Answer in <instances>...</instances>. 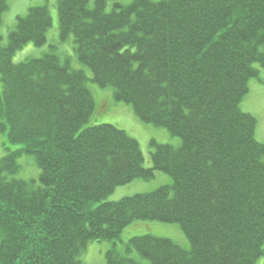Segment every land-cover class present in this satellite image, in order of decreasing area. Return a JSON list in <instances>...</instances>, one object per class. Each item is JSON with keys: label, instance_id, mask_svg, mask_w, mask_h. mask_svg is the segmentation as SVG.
<instances>
[{"label": "trees", "instance_id": "16d2710c", "mask_svg": "<svg viewBox=\"0 0 264 264\" xmlns=\"http://www.w3.org/2000/svg\"><path fill=\"white\" fill-rule=\"evenodd\" d=\"M10 0H0V24ZM58 0L61 40L100 87L180 146L152 141L144 166L137 139L111 123L85 127L97 108L83 70L42 46L46 5L30 7L1 44L0 135L20 145L0 159V264H83L90 241H114L135 221L179 224L190 249L168 237L134 236L149 264H255L264 255V143L241 109L264 67V0ZM32 156L39 183L14 177ZM156 171L173 179L151 192L104 201ZM98 202L97 206H93ZM130 246V247H131ZM106 264H143L116 250Z\"/></svg>", "mask_w": 264, "mask_h": 264}, {"label": "rangeland", "instance_id": "374dc122", "mask_svg": "<svg viewBox=\"0 0 264 264\" xmlns=\"http://www.w3.org/2000/svg\"><path fill=\"white\" fill-rule=\"evenodd\" d=\"M132 1L107 0V10L113 9L117 3L128 5ZM94 2L95 0H90V7L94 5ZM40 5H46L52 16V25L47 33V42L42 46H37L33 42L28 43L16 52L13 61L19 63L31 58L42 57L49 52H54L60 57L62 63H68L71 69L83 70L90 78L87 85L97 104L96 111L85 127L101 123H111L125 130L130 136L138 140L144 155L145 167L152 166L151 153L153 147L151 142L153 140L157 143L180 146L182 143L180 137L172 135L165 127L141 121L131 105L117 101L114 97V88L112 86L100 87L91 80V69L84 65L76 55L73 36L71 35L66 41L61 40L58 0H10L9 7L4 13L2 23L0 24L1 44L5 45L8 43L10 32L16 28L17 17L26 15L30 7ZM260 48L264 50V45ZM256 67L260 70V74L258 77L249 80V92L243 98L240 106L244 112L251 113L256 117V139L264 143V67L259 64H256ZM1 87L2 82L0 78V89ZM19 147L20 145L18 144L10 143L6 134L0 135V159L9 151ZM19 163L21 164V168L14 177L30 181L34 180L33 184H38L41 170L34 158L29 155H22L19 158ZM172 183L173 179L170 175L156 171L155 177L151 180L137 178L130 183L116 187L104 201H117L126 196L151 192ZM98 204V202H94L93 206L95 207ZM145 234L171 238L185 249H190L191 247L187 235L179 224L139 220L124 228L120 237L114 241H90L81 252L79 258L83 264H106L107 252L116 250L137 262L149 264L150 261L129 244L132 237ZM255 264H264V255Z\"/></svg>", "mask_w": 264, "mask_h": 264}]
</instances>
